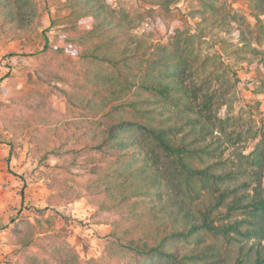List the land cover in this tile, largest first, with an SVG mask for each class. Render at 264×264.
<instances>
[{"label":"trees","instance_id":"obj_1","mask_svg":"<svg viewBox=\"0 0 264 264\" xmlns=\"http://www.w3.org/2000/svg\"><path fill=\"white\" fill-rule=\"evenodd\" d=\"M180 2L66 0V33L57 47L45 37L38 70L79 115L21 97L12 115L0 104V128L27 132L42 160L93 159L89 201L121 217L113 264H264V128L238 75L250 66L264 95V0H250L249 16L198 0L193 29L167 21ZM43 24L37 0H0V38ZM69 53L75 64L56 62ZM60 254L33 264H81Z\"/></svg>","mask_w":264,"mask_h":264},{"label":"rangeland","instance_id":"obj_2","mask_svg":"<svg viewBox=\"0 0 264 264\" xmlns=\"http://www.w3.org/2000/svg\"><path fill=\"white\" fill-rule=\"evenodd\" d=\"M37 2L44 23L39 33L16 40L0 38V104H10L8 112L12 115L18 109L16 98L45 99L64 117L78 116V112L65 106L55 83L48 85L40 80L38 70L45 37L52 46L62 43L70 14L66 0ZM222 2L241 15L250 14V0ZM198 5V0H181L171 15L173 18L167 21L172 25L182 21L193 29L194 21L188 15ZM146 27L142 25L134 33L142 35ZM65 60L76 63L70 53L58 56L56 62ZM238 75L243 83L241 97L247 105L259 103L254 118L264 128V95L256 93L257 73L245 66L238 70ZM254 144L249 143L247 152ZM48 147L62 151L69 145L50 139ZM41 157L27 132L21 129L13 135L0 128V264L57 262L61 259L60 251L68 249L78 252L81 264L116 262L112 233L118 231L114 221L121 217L89 201L86 184L91 176L87 164L93 159L84 154L75 160L74 155L50 156L46 160Z\"/></svg>","mask_w":264,"mask_h":264}]
</instances>
